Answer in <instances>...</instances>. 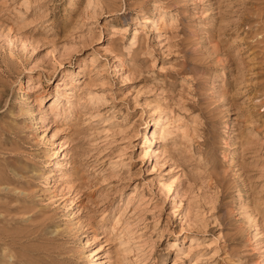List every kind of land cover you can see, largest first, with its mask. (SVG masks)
I'll return each instance as SVG.
<instances>
[{"label":"rangeland","instance_id":"374dc122","mask_svg":"<svg viewBox=\"0 0 264 264\" xmlns=\"http://www.w3.org/2000/svg\"><path fill=\"white\" fill-rule=\"evenodd\" d=\"M0 264H264V0H0Z\"/></svg>","mask_w":264,"mask_h":264}]
</instances>
